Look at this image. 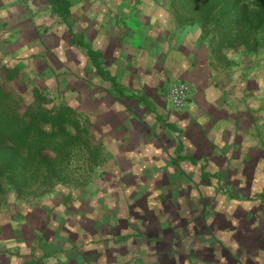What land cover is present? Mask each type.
Wrapping results in <instances>:
<instances>
[{
    "label": "crops",
    "instance_id": "1",
    "mask_svg": "<svg viewBox=\"0 0 264 264\" xmlns=\"http://www.w3.org/2000/svg\"><path fill=\"white\" fill-rule=\"evenodd\" d=\"M70 1L68 23L48 0L3 2L16 14L0 58L81 115L100 170L0 216V245L22 247L1 264H264V69L233 65L170 0ZM183 82L192 93L176 108ZM204 175L243 200L203 208Z\"/></svg>",
    "mask_w": 264,
    "mask_h": 264
},
{
    "label": "trees",
    "instance_id": "2",
    "mask_svg": "<svg viewBox=\"0 0 264 264\" xmlns=\"http://www.w3.org/2000/svg\"><path fill=\"white\" fill-rule=\"evenodd\" d=\"M177 1L172 5L180 21L198 25L225 58L228 51L264 52V0H179L178 6ZM48 2L68 23L71 1ZM19 73L0 58V212L10 210L9 195L24 202L33 188L54 193L72 179L73 165L98 167L102 161L81 115L36 86L15 92L11 84Z\"/></svg>",
    "mask_w": 264,
    "mask_h": 264
},
{
    "label": "rangeland",
    "instance_id": "3",
    "mask_svg": "<svg viewBox=\"0 0 264 264\" xmlns=\"http://www.w3.org/2000/svg\"><path fill=\"white\" fill-rule=\"evenodd\" d=\"M5 1H7V0H0V25L6 21L10 22L12 20L13 16L16 14V13H14L16 7L12 8V9H10V8L5 9L4 7H1L3 2H5ZM178 1L176 2L177 6H178ZM172 2H173V0H170L171 5H172ZM177 8L178 7H176V9ZM233 58H235V60H233L235 62V64L236 63H238L239 65H240V63L243 64L242 60L244 59V61H245V58H247L246 60L251 62L250 64L254 63V64L258 65L260 68L264 69V52H262L256 56H254L252 54H248V53L242 54L240 52V53L235 54L233 56ZM2 61L4 64H6L8 66H12V65H9L8 62H6V60H4V59H2ZM246 65H247V63H246ZM262 73H264V71H262ZM11 85H12V88L17 93L26 91L25 86L20 84V82L18 80L13 81ZM34 87H35L34 84H30L28 89L32 90ZM27 91H29V90H27ZM86 165H84V163L81 165V162H78L77 165H73L72 169L76 172L72 176V179L66 185L59 186V190L54 192V193H45L44 194V193H42V191L33 188L31 191H28V194L26 196H24V202L20 201V200L18 201V199L12 194L9 195L7 200L9 201L10 210H3L2 212H0V216L4 215L5 212L17 210L20 206L23 205V203L37 205V204H40L43 201L50 199V198L57 200L60 197V199H64L65 195H67L72 190H80V189L82 190L84 188V186L88 182H90L91 179L98 173V170H100L97 167H95L94 164H92V167H90V163H88V166H86ZM201 178L204 179V181L209 179L210 182L213 184L214 189H215L213 198L208 200V201L203 202L202 198H200L198 196L199 193H201L202 185L195 186L194 192H192V193L196 195L197 201L204 203L202 207L207 209L208 211L213 208V205L219 199L226 198L229 200H243V198L240 194L239 195L237 194L235 196L233 194H231L232 186L230 188L228 183L226 181L224 182L223 180L219 179V177H217V176L211 177L208 175H204ZM139 185L141 186V184H139ZM56 195H57V197H56ZM254 198H256V199L258 198L259 200H262L258 196H255ZM7 247H8L7 245L6 246L0 245V254L1 253L14 254L16 252L15 255H17V254H19L18 253L19 250L21 251V248H22L20 245L13 247L12 250L10 249L11 247L10 248H7ZM2 258H4V257L2 256ZM0 264H1V262H0Z\"/></svg>",
    "mask_w": 264,
    "mask_h": 264
},
{
    "label": "built area",
    "instance_id": "4",
    "mask_svg": "<svg viewBox=\"0 0 264 264\" xmlns=\"http://www.w3.org/2000/svg\"><path fill=\"white\" fill-rule=\"evenodd\" d=\"M192 89L187 83H178L170 88V100L174 107L182 108L187 105Z\"/></svg>",
    "mask_w": 264,
    "mask_h": 264
}]
</instances>
